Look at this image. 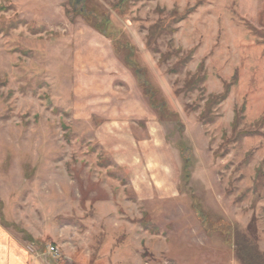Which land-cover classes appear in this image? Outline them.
Listing matches in <instances>:
<instances>
[{
    "label": "rangeland",
    "instance_id": "1",
    "mask_svg": "<svg viewBox=\"0 0 264 264\" xmlns=\"http://www.w3.org/2000/svg\"><path fill=\"white\" fill-rule=\"evenodd\" d=\"M228 226L264 264V0H0L2 264H240Z\"/></svg>",
    "mask_w": 264,
    "mask_h": 264
},
{
    "label": "trees",
    "instance_id": "2",
    "mask_svg": "<svg viewBox=\"0 0 264 264\" xmlns=\"http://www.w3.org/2000/svg\"><path fill=\"white\" fill-rule=\"evenodd\" d=\"M73 1H75V0H69V3L71 4V3H73ZM78 13H79V15L83 16V18L86 20L87 13L84 10H79ZM101 32L104 34V36H106V37L109 36L112 40L114 39V41H111V43L113 44L114 49L117 50L120 47V45L116 44V43H120V44L123 43L122 42V38H123L122 36L119 35L117 37L116 33H112V32L106 33L105 30H101ZM126 46L128 47V48L126 47L128 49V52L131 51L130 46L129 45H126ZM119 50H121V47H120ZM131 53L132 52L129 53L130 60L132 59L135 62H138L137 59L135 58V53H134V56L130 55ZM131 63L133 64L132 61H131ZM134 66H135L136 71H137L136 73L140 76V77H138V79H140V82L138 83V85L142 89V94H143L144 98L149 99V106L153 108V107H155L154 100H156L155 99L156 91L153 88V86H151L150 84L147 83L148 80L146 79V77L144 75V72L146 71V69L144 67L138 68L137 65H134ZM225 96H226V94H223L220 97L223 100ZM158 104H159L158 107L160 109L156 108V111L159 112L158 115L162 118V120H164V119L166 120V118H167V121H168V120L175 119L177 117L174 114H172L174 116L170 117V115H168L169 113L168 114L166 113L167 112L166 111V104L164 102H159L158 101ZM190 198L193 201L192 202L193 203V205H192L193 211L196 213V216L200 220L202 227L205 228V223L207 222V216H205L202 213V210L199 209V205H198L197 201H195V199L192 196H190ZM227 228H228V230L225 231V233L222 232L221 241L223 242V245H225L229 249V251L233 253V255L235 256V259H236L237 262H239L240 264H248V261L245 258H243L244 256L240 252V250H243L240 245H241L242 240H244V238L239 236V233L237 232V235L235 234V236H232L233 237V241H231L230 235L228 234V231H229L230 227L228 226ZM248 231H250V228L248 229ZM241 238H242V240H241Z\"/></svg>",
    "mask_w": 264,
    "mask_h": 264
},
{
    "label": "crops",
    "instance_id": "3",
    "mask_svg": "<svg viewBox=\"0 0 264 264\" xmlns=\"http://www.w3.org/2000/svg\"><path fill=\"white\" fill-rule=\"evenodd\" d=\"M160 122V121H159ZM2 240L0 239V245H2V242H1ZM3 262H5V264H7V261H6V259H4L3 258ZM0 264H2V262H1V260H0Z\"/></svg>",
    "mask_w": 264,
    "mask_h": 264
},
{
    "label": "built area",
    "instance_id": "4",
    "mask_svg": "<svg viewBox=\"0 0 264 264\" xmlns=\"http://www.w3.org/2000/svg\"><path fill=\"white\" fill-rule=\"evenodd\" d=\"M50 253H52L54 251V249L51 247L48 249Z\"/></svg>",
    "mask_w": 264,
    "mask_h": 264
}]
</instances>
